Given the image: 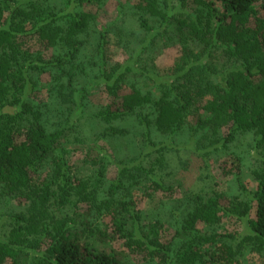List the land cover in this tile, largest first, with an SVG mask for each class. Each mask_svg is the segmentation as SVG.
<instances>
[{
	"label": "trees",
	"instance_id": "16d2710c",
	"mask_svg": "<svg viewBox=\"0 0 264 264\" xmlns=\"http://www.w3.org/2000/svg\"><path fill=\"white\" fill-rule=\"evenodd\" d=\"M103 1L0 0V196L24 204L2 218L8 232L0 236V264H123L129 255L168 264L177 238L185 239L182 256L190 264H232L244 249L263 253L264 0H131L144 38L136 54L107 75L98 65L95 81L112 102L93 117L106 125L133 118L147 146L108 185L102 169L93 178L73 174L60 153L80 141L76 113L93 87L81 63L84 37L98 33L95 52L101 57L106 33L114 28H97L96 14L85 10ZM122 9L118 4L119 17ZM32 40L47 41L51 58L21 48ZM172 49L173 62L163 75L153 60ZM46 75L48 100L41 105L32 94ZM81 76L87 80L83 89ZM130 77L142 85H128ZM154 129L173 139L185 135L186 149L206 170L210 155L235 133L252 134L260 159L256 189L247 192L239 159L233 158L231 174L246 202L234 197L226 203L216 190H187L174 201L180 211L178 218L172 215L174 235L165 234L161 223L142 224L138 203L127 196L135 186L162 189L159 179L173 162L174 147L148 146ZM47 169L49 178L38 184ZM233 219L246 235L203 233Z\"/></svg>",
	"mask_w": 264,
	"mask_h": 264
},
{
	"label": "rangeland",
	"instance_id": "374dc122",
	"mask_svg": "<svg viewBox=\"0 0 264 264\" xmlns=\"http://www.w3.org/2000/svg\"><path fill=\"white\" fill-rule=\"evenodd\" d=\"M64 1L66 0H54L57 3ZM118 4L123 5L120 17L117 15ZM128 4L132 5L131 0H104L100 7L94 6L92 9H85L96 14L99 21L97 28H101V26H111L114 28H111L106 33L104 52L101 57H98L95 52L98 33L92 31V33L84 37H87V41L84 44L81 63L88 77L93 79V87L88 91L86 97L80 99L79 104L82 108L78 109L76 113L81 126V128L77 127V130L80 131L76 132V137L80 141H76V139L72 138L73 135H69V138H72L76 143L72 144L71 142L68 146H62L60 150L61 155L69 162V167L72 169L73 174H77L83 178H93L96 171L102 169L105 174V185H108L116 178L123 166L135 160L137 155L139 156L144 148L143 146H147L140 132L139 125L133 118L115 121L111 125H106L93 117L99 108L107 106L112 102V98L106 91L103 83L98 84L95 81V76L100 73L98 65L104 67L105 75H107L118 64L128 62L136 54L138 43L144 38L135 21L134 14L129 10ZM120 30L123 33H120ZM21 48L29 49L44 59L51 58L54 52L53 48L44 40L26 42ZM174 55V49L166 51L156 56L153 64L163 75L167 74L169 73L168 71L170 70ZM143 58L147 59L146 56ZM148 63L151 65V61ZM42 80L43 83L40 89L32 94L34 102L41 105L47 103L48 100L46 91L49 78L46 75ZM85 82L87 83V80L81 76L79 89H83L82 86H85ZM133 83L142 85L136 77H130L128 85ZM53 114V110L51 112L46 111V120L50 126L55 122ZM109 130H121L125 133L123 136L117 135L112 137V135L106 134ZM180 136L182 138L174 137L173 139L172 136L160 133L156 129L152 130L151 141L148 146L157 145L160 148L165 146L174 147L172 167L165 169L167 173H172L169 176L166 175L165 170L162 172V179H159L163 185L162 189L156 190L149 186L147 190H143L144 187L140 189L135 186L127 196V199L131 198L138 203L142 224L161 223L165 228V234L169 235V237L175 234L173 223L175 218H178L180 214L177 202L174 203V201L180 198L183 192L187 190L192 192H204L207 189L216 190L224 197L226 203L234 197H239V200L246 202V195L241 194L236 184V174H231L229 162L233 158L239 159V177L250 195L257 186L254 172L260 169V159L253 148L254 137L252 134L235 133L230 144L210 155L207 170L191 149H186L187 140L184 137L185 135ZM180 161L185 164L183 167H180ZM207 172L209 173L208 175ZM161 176H158V178ZM48 178L49 171L47 169L42 172L37 183L40 184L42 180ZM23 207V203L15 200L7 202L4 197L0 196V236H6V232H8L7 221L2 220V218H5L6 214L21 212L24 210ZM69 215L72 216V213H69ZM172 215L175 218H172ZM228 231L239 232L243 236L246 235L243 224H238L234 219L226 220L223 224L213 229H205L203 233H224ZM185 243L186 241L183 238L175 240V246L168 264L191 263L190 261L183 260V257L187 259V255L182 256L185 252ZM112 246L116 250L122 249L121 245L113 244ZM243 254L244 256L235 258L232 264H264V252L248 253L247 249H244ZM123 264L161 263L159 260H154L153 263L149 260L145 262L140 256L129 255L125 258ZM195 264L200 263L196 262Z\"/></svg>",
	"mask_w": 264,
	"mask_h": 264
}]
</instances>
